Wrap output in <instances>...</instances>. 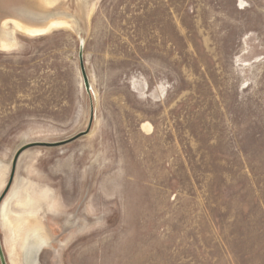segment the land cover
<instances>
[{"label": "rangeland", "instance_id": "374dc122", "mask_svg": "<svg viewBox=\"0 0 264 264\" xmlns=\"http://www.w3.org/2000/svg\"><path fill=\"white\" fill-rule=\"evenodd\" d=\"M4 32L0 195L20 147L86 131L24 150L2 199L38 264H264V0H0Z\"/></svg>", "mask_w": 264, "mask_h": 264}, {"label": "bare ground", "instance_id": "6f19581e", "mask_svg": "<svg viewBox=\"0 0 264 264\" xmlns=\"http://www.w3.org/2000/svg\"><path fill=\"white\" fill-rule=\"evenodd\" d=\"M55 26H68V27H70V23L67 20L54 19V20L50 21L48 24H46V26H44V27H24V30L26 33L28 32V33H33V34H35V33L41 34V33L45 32L48 29L55 27ZM26 33H24V34H26ZM3 34L5 36L3 35L4 37H2V38H4V39L0 40V44L4 48H8L10 44H9L8 40L5 38V37H7V34L5 32ZM44 192L48 193L49 189H45ZM31 198H32L31 194H28V199H31ZM22 210H24V209H22ZM29 215L21 216L20 218H16V220H15L16 223H15V222L11 221L10 219L9 220L7 219L5 202H3L0 206V217L2 220H5L6 222L9 223L8 225L12 228L14 235L20 234L23 230H24L23 232L26 234V236L23 239L22 248H21V250H22V262L25 261L26 258H28V257L35 260L38 256L39 252L41 251V249L43 247H46L49 243V240H48L47 236L44 234V229L40 225L39 221H34L32 223V225L29 227V229H26V226H27L26 223L28 221V217H32V214H29ZM10 249H11V247H10Z\"/></svg>", "mask_w": 264, "mask_h": 264}, {"label": "water", "instance_id": "95a60500", "mask_svg": "<svg viewBox=\"0 0 264 264\" xmlns=\"http://www.w3.org/2000/svg\"><path fill=\"white\" fill-rule=\"evenodd\" d=\"M82 48H83V40H81V42H80V48H79L78 56H79V61H80V68H81L83 82H84V85H85L86 89L88 90L89 83H88L87 75H86L85 70H84ZM90 122H91V118H90ZM85 133H86V131L78 133V134H76V135H74V136H72V137H70L68 139L61 140V141H55V142H45V141L30 142V143H27V144L23 145L22 147H20L16 151V153L14 155V158L12 160L10 176H9V179H8V182H7L6 186H5L4 191L0 195V203H1L2 199L4 198V196L6 195V193L8 192V190L10 189V187L12 185V182H13V179H14L15 170H16L17 160H18L19 156L21 155V153L24 150H26V149H28L30 147H33V146L55 147V146L64 145V144H67V143H69L71 141H74L75 139L81 137ZM0 262H1V264H6L5 256H4V253H3V250H2L1 241H0Z\"/></svg>", "mask_w": 264, "mask_h": 264}, {"label": "flooded vegetation", "instance_id": "af4514ba", "mask_svg": "<svg viewBox=\"0 0 264 264\" xmlns=\"http://www.w3.org/2000/svg\"><path fill=\"white\" fill-rule=\"evenodd\" d=\"M48 245H49V243H48ZM47 245V246H48ZM46 246V247H47ZM44 248V247H43ZM42 248V249H43ZM41 249V250H42ZM40 253V252H39ZM38 256H39V254H38ZM38 256H37V258L34 260V259H31L30 257H28V258H26V260L25 261H23V264H38Z\"/></svg>", "mask_w": 264, "mask_h": 264}]
</instances>
